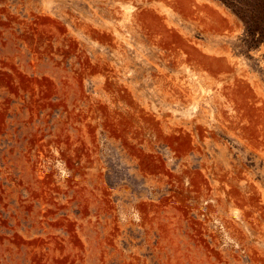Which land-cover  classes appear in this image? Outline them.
Masks as SVG:
<instances>
[{"label": "rangeland", "instance_id": "rangeland-1", "mask_svg": "<svg viewBox=\"0 0 264 264\" xmlns=\"http://www.w3.org/2000/svg\"><path fill=\"white\" fill-rule=\"evenodd\" d=\"M0 264H264V0H0Z\"/></svg>", "mask_w": 264, "mask_h": 264}, {"label": "trees", "instance_id": "trees-1", "mask_svg": "<svg viewBox=\"0 0 264 264\" xmlns=\"http://www.w3.org/2000/svg\"><path fill=\"white\" fill-rule=\"evenodd\" d=\"M244 20H245V22H246V24H247V30L250 31V23H248V22L246 21V19H244Z\"/></svg>", "mask_w": 264, "mask_h": 264}]
</instances>
